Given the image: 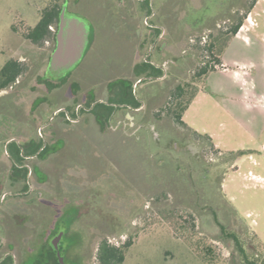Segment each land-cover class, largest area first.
<instances>
[{
  "label": "rangeland",
  "instance_id": "374dc122",
  "mask_svg": "<svg viewBox=\"0 0 264 264\" xmlns=\"http://www.w3.org/2000/svg\"><path fill=\"white\" fill-rule=\"evenodd\" d=\"M47 1L0 0V68L10 58L27 64L19 77L23 84L0 91V97L17 87L16 100L29 102L27 108L47 89L60 93L56 96L59 102L72 95L69 80L59 84L52 80L34 84L33 79L44 73L45 65L41 61L48 44L25 39L22 30L38 22L39 11ZM77 1L80 5L76 0L71 1L72 10L93 14L91 17L107 13L105 9L109 8L105 0ZM163 1L155 0L156 12ZM220 1L224 0H194V3L198 7L202 2L200 13H206L213 12ZM241 3L242 8L236 6L234 11L226 7L213 26L192 31L184 21L180 0H170L174 27L177 23L178 29L183 31L181 36L174 37L165 32L156 43L159 45L166 40V50L172 52L167 61L170 75L166 80L137 86L139 93L156 95L150 119L135 113L134 120L132 112L123 109L112 122L115 126L119 120L120 132L109 127L100 134L97 123L93 122L90 124L93 130L85 131L87 137L79 131L80 135H73L65 146L61 140L56 141L54 146L61 150L56 169L67 170V174L59 178L51 175L50 180L42 184L33 182L29 192L32 196L36 189H42L43 205L54 206L55 212L60 213L70 200V190L76 205L66 207L64 217L76 219L73 227L83 238L80 251L86 257V264H99L96 253L103 239L115 246L131 241L122 264H246L241 259L240 247L250 259L264 261V118L259 114L254 118L259 108L246 106L244 99L234 102L228 98V71L233 60L253 65L246 76L250 81L246 83L247 91L251 89L252 79L257 84L264 83V0ZM228 13L235 21L243 17L240 35L248 33L244 37L247 45L229 46L225 58L221 55L216 63V43L212 50L207 45L216 36V30L225 32L232 24L227 20ZM146 23H150V18L143 12L137 21L143 32L150 30ZM103 24L107 27L106 36L92 51L90 61L77 71L83 81L112 73L115 64L123 62L130 53L127 36L131 28L109 18ZM239 30L240 27L237 32ZM185 32H189V37ZM158 33L156 31L155 38ZM143 52H135V61L144 56ZM202 61L215 71L207 81V75L195 76ZM244 70L238 71L236 77L244 75ZM119 76L133 83L136 80L128 67L121 70ZM207 82L218 93L217 97L202 94L200 90ZM179 83H188L189 90L196 89L183 123L165 110L166 101ZM222 85L227 88L220 91ZM97 90L101 92V88ZM261 99L249 100V104L261 103L260 109L264 112V97ZM39 107L43 108L44 104ZM60 124L64 125L63 120ZM1 125H7L10 130L18 127L20 133L26 130L23 125L7 123L3 117H0ZM204 134H210L211 141ZM201 162L206 167L202 168ZM211 169L219 173V180ZM28 198L8 197L1 212L7 211L10 216L11 212L27 210L31 216L27 221L29 226L44 220V215L37 216L32 208L24 210V206H29ZM31 232L34 231L29 229L28 233ZM29 238L30 235L23 243L29 244ZM59 238L60 234L51 244ZM16 250L19 251V245ZM205 254L211 257V263L204 258Z\"/></svg>",
  "mask_w": 264,
  "mask_h": 264
},
{
  "label": "flooded vegetation",
  "instance_id": "af4514ba",
  "mask_svg": "<svg viewBox=\"0 0 264 264\" xmlns=\"http://www.w3.org/2000/svg\"><path fill=\"white\" fill-rule=\"evenodd\" d=\"M180 1L184 13V21L188 24L190 30L197 31L204 27L213 26L216 21L220 20V13L224 12L226 7L229 9L230 6L233 8V11L236 6H240L239 9H241V2L243 0L220 1L218 4H215L216 8L212 10L213 12L209 11L206 13H200L203 7L202 2L199 3L197 7L194 0ZM169 3L170 0H164L161 5H158L159 11L156 12L154 9L156 8L155 0H135V16L142 11L147 12L150 23H146V26L150 30L145 32L142 45L136 49V52L139 53L146 49L144 51L145 53L143 52L144 56L140 60L135 61L134 59V46L131 72L132 76H134V78L136 77L134 83L132 80L122 76L111 77L109 73L101 74V76L95 75L86 79L87 81L82 80L83 76L79 75L77 71L90 61L92 51H94L98 42L97 28L100 26V23H97L95 20L99 21L111 17L108 15H98L95 16L98 19H93L95 17L85 15L90 26L89 42L80 62L66 74L68 76L65 80H69L72 91V95L68 99L59 102V98L56 97L59 94H50L51 89H47L43 94L37 95L27 108L26 105L29 102L24 99L16 100V93L11 98L8 96L10 92L16 91V89H18L17 87L13 89V91L5 93L8 99L4 101V106H6L7 109L0 110V117H3L7 123L12 121L15 124L23 125L26 130L24 133H20L17 131L19 129L18 127H14L10 130L7 125L0 126V264H26L28 257H40L41 260L52 257L61 264L58 260V251L66 264H86V257H84L80 251L83 238L73 227L76 219L75 217H68V219L64 217L66 213L65 208L74 207L76 205L74 196L70 190V200L60 213L55 212L54 206L43 205L44 202L41 199L43 196L42 189H36L35 194H32V196L29 191L32 190L33 182L42 184L49 181L52 177L51 175H53L54 178H59L67 174V170L60 171L56 169L57 156L61 151L60 148L54 146L56 141L61 140V143L65 146L69 144L73 135L76 137L82 132V134L87 137L85 131L90 132L93 130L90 126L93 122L97 123L100 134L107 132L106 130L109 129V127L119 131V120L116 121L117 123L115 126H112V122L113 117H117L118 112L123 109H128V111L132 112L134 120L135 113L139 114V117L150 119L149 114L152 110L151 108L155 105L153 102L155 95L139 93V91H137V86L144 82L166 80V78L168 79V75H170L167 61L170 60L172 52H167L166 40L162 41L159 45L156 44L158 38L164 35L165 32L170 33L172 37L175 36L176 32L179 33V29H174L173 12ZM227 20L232 22V24L235 21L233 15L229 13L227 14ZM241 25L239 26L240 28ZM57 27L58 21L56 25L53 24L49 26V29L54 33V39L53 42L46 41L48 45L46 47L45 57L41 61L45 66L55 46ZM156 31H159V33L155 38ZM182 31L183 29H181V32ZM181 32L180 36L182 34ZM219 33H221V31L216 30V35ZM237 33L236 31L227 44L232 41ZM186 35L189 37V32H185V36ZM206 36L203 37L204 40ZM190 40L192 39L190 38ZM52 44L53 46L51 48ZM180 52L184 54V48H181ZM165 53L168 54V57L165 56ZM222 54L223 51L221 55ZM221 55L219 56L218 54L217 57L219 58ZM201 63V67L206 65L209 68L206 61H202ZM252 68L253 67H248L243 73L249 75ZM231 70L233 72V77L229 80L230 82L228 84V98L234 102L243 101V99L261 101V98L264 97V83L257 84V82L252 79L251 89L247 91L246 80L236 78L238 71H241V69L238 70V65L233 64ZM33 80L35 82L34 84L37 85L47 82L44 78L40 79L35 77ZM58 81L56 84H59ZM126 82L132 85V93L134 96L131 98L132 101L124 100L123 85ZM22 84L18 78L9 87L13 85L21 86ZM97 87L99 90L101 88V92H97ZM200 91H202V94H208L211 97L218 96V93L212 91L208 84ZM41 104H44L43 108L39 107ZM252 106L259 108V110L257 109L258 113L254 114V118L258 116V114L260 117L264 118V112L260 109L261 103H254ZM62 120L64 125L60 124ZM148 123H150V120H148ZM206 137L211 141L210 135H206ZM47 167L52 168L50 169ZM201 167L204 168L206 165L201 162ZM211 173L219 180V173H217L216 169H211ZM10 196H13L14 200L18 197H30L26 201L29 206H24V210L32 208V212H34V214L36 213L37 216L39 214L42 216L44 215V220L40 219L29 226L27 221L31 216L26 212L27 210L25 213L22 211H15L14 214H12L11 212L10 216L7 211L1 212L2 205ZM47 214H52L53 216L48 217ZM29 229L34 232L29 234ZM59 234L60 238L57 241L58 249H55L51 241ZM29 235V244L23 243ZM77 236H79L78 245L71 247L76 241ZM16 245H19V251L16 250Z\"/></svg>",
  "mask_w": 264,
  "mask_h": 264
},
{
  "label": "trees",
  "instance_id": "16d2710c",
  "mask_svg": "<svg viewBox=\"0 0 264 264\" xmlns=\"http://www.w3.org/2000/svg\"><path fill=\"white\" fill-rule=\"evenodd\" d=\"M72 0H70L71 2ZM65 0H48L45 6H43L39 11V20L34 26H26L22 30V35L25 39L30 40L35 44H43L46 41H52L54 39V33L49 29V26L56 25L58 21V13L61 9V6ZM69 7L72 5L69 3ZM252 7L248 6L246 12ZM243 17L238 18L225 32L217 34L211 43L207 45L209 50L213 49V43H216V54L221 55L222 51L227 46L229 39L235 34L241 25ZM14 30L16 28L12 27ZM53 44L51 45L52 48ZM216 63L220 60L219 58L215 59ZM43 65V64H42ZM27 64L24 61H20L14 58L7 59L0 68V91L11 86L16 79H18L22 73L25 72ZM210 71H213L212 68H208L206 65L198 69L196 72V77L206 76ZM68 75L60 78L58 83L63 82ZM36 78H44V75H38ZM46 81L51 80L44 78ZM56 84V83H55ZM53 84V85H55ZM188 83H179L177 84L170 94L169 101H166L165 110L168 112L171 117H173L177 122L183 123L182 116L185 110L188 108L190 103L195 97L196 89L189 90ZM123 96L125 101H132V85L129 82L124 83L123 85ZM131 241L128 240L119 246L112 245L108 243L106 239L100 241L96 253V257L99 264H122L125 253ZM79 243V236H77L76 241L71 245V247L77 246ZM241 259L246 264H264L263 262H257L256 260L250 259L247 254L241 249ZM209 249H207V254L209 255ZM205 254V259L211 263V257ZM43 261V262H42ZM27 264H59L56 259L48 257L47 259L41 260L40 257H28L26 260ZM42 262V263H41Z\"/></svg>",
  "mask_w": 264,
  "mask_h": 264
},
{
  "label": "water",
  "instance_id": "95a60500",
  "mask_svg": "<svg viewBox=\"0 0 264 264\" xmlns=\"http://www.w3.org/2000/svg\"><path fill=\"white\" fill-rule=\"evenodd\" d=\"M89 21L81 14L71 12L67 1L63 2L58 13V27L55 34V46L52 49L44 70V77L58 81L70 72L82 59L89 42ZM53 246L57 248L58 239ZM61 264H66L60 252H57Z\"/></svg>",
  "mask_w": 264,
  "mask_h": 264
},
{
  "label": "crops",
  "instance_id": "0c3cea01",
  "mask_svg": "<svg viewBox=\"0 0 264 264\" xmlns=\"http://www.w3.org/2000/svg\"><path fill=\"white\" fill-rule=\"evenodd\" d=\"M65 1H67V8H68L69 11L79 13V14L83 15L84 17H85V15H88L90 17L93 15V14H88V13H86V14L84 13L83 14V13L74 11V10H72V9H74L73 6L72 7H69V3L71 4L72 2H70V0H65ZM113 1L114 0H108V1L105 0V5L108 4L107 6L109 8L108 9H105V12H107V13H102L100 15H108V16H111V17H108L111 21H113L115 19L119 25L121 24L123 27H130L131 28V32H129L130 34L127 36L128 43L130 44L131 50H130V53H129L128 57L123 62H120V63L118 62L117 63L118 65L115 64V66H116L115 71H113L112 73H109L110 74L109 76H111V77L112 76H119L120 71L123 70V69H125V68H127V67H128V71L129 72H132V58H133L134 46H135V52H136L137 47H139V46L142 45L143 39H144V34H145V32H143V30H141L142 28H140V26L137 24L139 15L143 14V12H145V11H142L137 16H135V0H116L117 3H115V5H114ZM180 3H181V1H180ZM76 4L80 5L79 1L76 0ZM108 18H106V20ZM112 18H114V19H112ZM95 21L97 23H100V26L97 28V35H98V39H97L98 42H97V44H98L101 40H103L102 37L106 36L107 33L105 32V30L107 29V27L103 24V22L105 21V19L99 20V21L95 20ZM174 29L175 30L178 29L177 23H175ZM180 30H179V33L178 32L175 33V36L176 35L178 36V34L180 35V32H181ZM241 30H242V27L238 31L237 35L229 43V45L227 46L226 50H224V52L222 54L224 58L227 55L226 52H227L229 46L237 45V47H239L240 45H244V46L247 45V43H245L246 41H245V38L244 37H245V35L248 36V33H244V34H241L240 35V31ZM240 37L242 39H239ZM97 44H96V47H97ZM233 64H237L238 65V70H240V69L242 70V68L247 69L248 67H253V65H251V64H246V63H243V62H238L237 60H233ZM213 72H215V71L209 72V74L206 76V81H207L208 76L211 73H213ZM228 73H229V80H230L233 77L232 76L233 72L231 70V67H230V71H228ZM43 75H44V73H43ZM246 76H247V74H244V75H242L240 77H236V78H242L243 80L245 79L246 80V83H247L249 80H248V78ZM52 81H54V80H52ZM54 82H57V81H54ZM207 84H208V82H207ZM210 88H211L212 91H214V89L211 87V85H210ZM225 88H227V87H225V85H222L221 87H219V90L220 91H223ZM51 93H58V94H60L58 91L54 92L52 90H51L50 94ZM14 94H15V92H12L8 96H10V98H11V97L14 96ZM0 99L2 101V108H3L4 101L6 99H8L7 98V95H4V96L0 97ZM192 102H193V100H192ZM191 103L188 106V108L185 110V112H184V114L182 116V119H184L185 114L187 113L188 109L191 107ZM244 104L246 106L252 105V104H249V100H245V99H244ZM3 109H7V107L4 106Z\"/></svg>",
  "mask_w": 264,
  "mask_h": 264
}]
</instances>
